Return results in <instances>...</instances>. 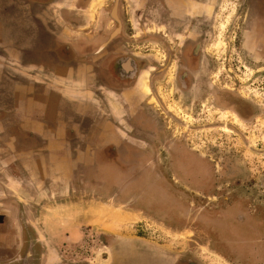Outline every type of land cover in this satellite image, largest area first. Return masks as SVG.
<instances>
[{"label":"rangeland","instance_id":"374dc122","mask_svg":"<svg viewBox=\"0 0 264 264\" xmlns=\"http://www.w3.org/2000/svg\"><path fill=\"white\" fill-rule=\"evenodd\" d=\"M212 1L213 35L204 37L202 54L213 62L208 83L213 96H202L204 86L199 84L198 99L193 100L178 98L174 85L158 89L166 107L153 102L147 110L156 115L164 109L167 117L160 114L163 122L156 120V124L165 126L166 137L158 142L154 134L135 139L139 147L134 155L146 161L118 166V172L124 173L118 187L127 194L118 196L117 210L112 215L108 210L97 211L87 219L67 211L54 212L50 218L52 225L59 224L50 230L58 240L51 248L66 262L96 264L106 257L104 243L110 241L101 242L93 228L97 222L114 237L138 238L125 245L116 241L123 257L136 259L140 256L135 252L157 250L172 253L174 264L181 256L199 264H264V231L256 232L257 227L264 228V27L254 23L251 0ZM141 14L134 26V50L151 56V61L159 53L158 43L140 37ZM14 73L13 69L0 70V175L15 169L29 174L35 158L44 152L29 134L13 129L21 123L20 119L15 122L13 96L25 90L14 81ZM227 94L231 106L217 99ZM29 104L18 101L22 114L28 112ZM66 167L65 180L52 183L67 185L73 192L76 180L72 179L83 174L85 166ZM61 170L62 166H48L47 161L38 165L39 174L45 173L51 181L58 179ZM49 180L39 176V199H46L43 183ZM100 186L110 190L108 180L95 182L92 190ZM65 196L64 200L72 199ZM57 197L53 204L59 203Z\"/></svg>","mask_w":264,"mask_h":264},{"label":"crops","instance_id":"0c3cea01","mask_svg":"<svg viewBox=\"0 0 264 264\" xmlns=\"http://www.w3.org/2000/svg\"><path fill=\"white\" fill-rule=\"evenodd\" d=\"M111 1L0 0V70H15L14 81L25 89L13 96L15 122L18 119L21 122L13 129L17 134H29L34 144H40L44 149L43 155L31 164L29 174L15 169L9 175H0V264L14 261L12 264H22L19 213L26 215V222L38 234L41 232L45 244L58 245L56 235L50 232L59 226L52 225L53 213L67 211L87 219L97 211L108 210L109 214L116 211L120 196L117 182L124 175L117 169L119 163L128 164V153L139 147L134 145L135 139L138 140V135L154 134L153 138L158 142L166 137L165 126L156 124V120L162 121L160 113L154 115L147 110L153 102L149 92L144 90L146 83L142 77L131 85L119 86L110 80L102 82L103 63L124 47V40L118 39L106 50L100 47L114 29ZM260 2L264 4V0ZM135 5L136 10L142 12L141 0L121 3L119 13L124 21L129 20L126 8ZM260 11L264 17V8ZM125 41L126 49L131 51L130 42ZM22 99L30 102V108L24 114L18 108V101ZM22 122L27 123L25 127ZM108 146L117 150V163L97 154L96 150ZM42 161H47L48 166H62L57 179L61 181L65 180L69 170L66 166L84 164L83 174L72 180L81 178L86 184L81 190L74 187L73 192L67 185V189L62 184L61 187L51 185L44 190L46 199H39V176L41 180L51 179L45 173L39 174L38 165L41 166ZM96 179L108 180L110 190L105 191L102 186L92 190ZM92 182L93 186L88 188L87 183ZM59 188L61 194L55 192ZM65 194L72 199L64 200ZM55 196L60 198L59 203L49 202ZM49 213L52 215L48 216ZM106 222L111 224L109 220ZM87 223L91 222L85 225ZM94 223L95 231H103L108 236L113 233L103 230L106 226ZM116 239L125 245L127 241L136 243L134 240L138 238ZM116 241L105 246L107 255L97 263L174 264V255L165 251L140 250L135 252L140 256L136 259L123 257ZM60 258L61 254L53 249L52 253L41 255L39 264H68ZM25 259L30 262L35 257Z\"/></svg>","mask_w":264,"mask_h":264},{"label":"flooded vegetation","instance_id":"af4514ba","mask_svg":"<svg viewBox=\"0 0 264 264\" xmlns=\"http://www.w3.org/2000/svg\"><path fill=\"white\" fill-rule=\"evenodd\" d=\"M123 2H125V0L111 1L112 5L110 8V16L114 23V29L111 36L106 38V40L100 45L103 50H106L111 46L114 40H124V47L116 54L110 55L107 59V63H103V67H101L103 84L106 83L107 80H110L112 83L118 84L119 86H123V84L131 85L137 81L138 78L141 79L142 77L143 82H145L148 86V92L151 95V101L158 104L159 106H163V108L165 106V104H163V96L159 95L157 91L159 88H164L165 90V88L167 89L169 86L171 88L173 85L179 94L177 95L178 98L181 96L183 99H185L187 98L186 96H189L187 98L189 100L198 99L197 91L199 87L197 85L199 84L200 86H204L200 94L202 96L206 95V99H211L213 93L210 91L208 83L209 77L212 76L213 73L212 69H214L213 62L211 58H207V56L205 57L202 53L204 37H211L213 35V13L209 12L210 7L213 6V1L141 0L142 12H140V10H136L137 5H135L133 8H128L129 10L126 8V17L129 18L128 21H124L122 19L123 15L121 16L119 13V8H121V3ZM251 3L254 23H256V25L261 24L264 27V17L260 11L261 8H264V4L260 2V0H251ZM204 5L206 6L204 7ZM139 14H141V17L143 18V24L140 30V33L143 35L140 37H144L146 40L156 39L158 43L159 53L158 55L156 54V58H151V61H149V57L151 56L147 54L140 56L139 54L141 52H136L134 50L133 42L135 35H137V31L134 29V26H137L138 24L137 19ZM132 20H136V22ZM125 39L130 42L131 51L126 49ZM203 57L206 59L205 61L202 60ZM203 64H205V66H203ZM142 66L144 67V70H142ZM204 69H206V72H203ZM203 73L208 75L205 76V79H202ZM146 85L144 90H146ZM217 99L219 102H222L227 106L232 105L228 94L218 96ZM163 110L160 111V114L163 113L164 116L167 117L165 111ZM138 136L142 137V135ZM134 149H132V152L130 151L131 153H128V156L126 157L128 160L127 163L130 164L134 160H141V163H145L143 160L146 161V159L142 158L141 155H134ZM96 152L98 155L103 156L105 159L111 160L113 163H117L118 161V156L116 155L117 150H115L112 146L102 148L101 150H96ZM98 152H100V154ZM119 164L121 165V163ZM119 180L122 179L119 178ZM53 181L59 180H49V182H44V188L51 185H57L61 187L59 184H53ZM85 182L86 181L84 179L78 178L76 182L73 183V188L77 187V189L81 190L80 188ZM117 183L118 186L119 182ZM91 185L93 186V183H87L88 188H91ZM59 191L60 188L55 192L58 193ZM117 191H119L120 196L127 194L126 190L121 192L122 190H119V187ZM47 195L50 197V192ZM131 209L136 208H134L132 205ZM19 220L21 223V249L19 251V258L21 260L24 256L22 264H39L41 255L46 252L52 253L53 249L51 248V245L44 243V240L40 234L41 232L38 234L37 230L32 228L29 223L26 222V215L23 212L19 213ZM263 231L264 228L261 226L256 228V232ZM97 233L102 243L104 241L115 242L117 240V236L114 237L112 234L108 236L103 231ZM108 243L109 242L104 243L106 244L105 246H107ZM30 256H33V259L35 257V259L28 262L25 258H29ZM62 257L63 256H61L60 259L65 263H68ZM12 263H15V261ZM77 264L88 263L82 261L77 262ZM176 264L199 263L188 257L181 256L177 260Z\"/></svg>","mask_w":264,"mask_h":264},{"label":"bare ground","instance_id":"6f19581e","mask_svg":"<svg viewBox=\"0 0 264 264\" xmlns=\"http://www.w3.org/2000/svg\"><path fill=\"white\" fill-rule=\"evenodd\" d=\"M146 90L148 91V88L146 87Z\"/></svg>","mask_w":264,"mask_h":264}]
</instances>
